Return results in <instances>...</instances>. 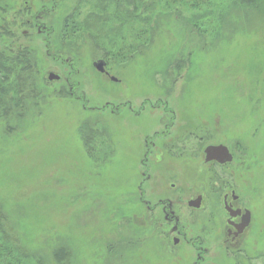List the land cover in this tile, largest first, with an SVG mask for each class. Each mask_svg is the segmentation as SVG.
<instances>
[{"label": "rangeland", "instance_id": "374dc122", "mask_svg": "<svg viewBox=\"0 0 264 264\" xmlns=\"http://www.w3.org/2000/svg\"><path fill=\"white\" fill-rule=\"evenodd\" d=\"M127 1L135 4L106 11L98 0H0V52L33 56L29 89L0 104V228L20 240L28 263L192 264L194 250L173 242L162 205L149 210L140 199L146 171L145 198H171L179 230L204 231L216 264H235L218 247L223 199L191 211L177 200L189 194L171 188L210 186L203 148L221 142L236 155V185L254 210L242 264H262L264 11L230 8L202 28L188 23L202 5ZM100 59L108 73L94 65ZM173 112L183 134L204 133L192 144L200 156L152 155L147 170L146 138Z\"/></svg>", "mask_w": 264, "mask_h": 264}, {"label": "flooded vegetation", "instance_id": "af4514ba", "mask_svg": "<svg viewBox=\"0 0 264 264\" xmlns=\"http://www.w3.org/2000/svg\"><path fill=\"white\" fill-rule=\"evenodd\" d=\"M106 73H108L107 70ZM175 119L176 117L173 112V114L171 113L169 115L168 122H164L163 130L157 131L152 136H148L146 138L147 148L142 161L143 165L146 164L145 167L147 170H149L148 161L152 158V155L156 158L157 162L164 159V153H168L170 155V159H179L182 161L191 160L200 156V148L192 144H195L196 141H204V133H195L190 130L191 132L183 134L181 131L176 129ZM189 136H193L196 139H193V142H191ZM163 138L166 140L162 143L161 141ZM160 143H162V145H159ZM210 145H224L228 148V152H217V157L214 155L215 158L213 157L212 159H208L206 149ZM159 146L162 148L160 150L162 154H157V156H155L154 151L158 149ZM203 154L208 167V175H211L208 177L210 186H200L194 188L191 186H178L176 182H171V188L176 193L189 194L187 199L182 198V196H178L177 200L178 202L185 203L187 208L191 211L195 210L196 212H203L207 210L209 205L208 200L213 195L223 199L226 214L224 222L226 232L218 241V247H224L228 255L234 259L235 264H242L245 257L249 258V255L244 250L246 249L244 242L247 241L249 231L252 230L251 228L254 223V210H252L248 203L245 202L240 188L236 185V171L234 168V165H237L236 155L228 145L221 142H207L203 148ZM210 156L213 155L210 154ZM142 174L144 181H141L139 187L140 199L142 202L146 203L149 210L155 211L157 210L159 203L162 205L161 210L165 214V217L168 221L171 220V222H173L171 225L173 232H178L177 236H173V242L175 244H179V242L182 241L194 250L195 258L192 261V264H216V262L209 256L211 253L210 246L207 244L209 239L204 231V234H191L190 226L187 225L183 227L182 232L179 230L181 227V225H179L180 217L177 216L176 211L173 208L174 204L170 200L171 198L159 199L158 203L154 204L145 198L146 194L141 185H143L146 181L145 179L149 178L150 174L145 176L146 171ZM214 213L215 212H211L210 209L207 215H211L212 217ZM223 220L224 219H222V221ZM262 264H264V262Z\"/></svg>", "mask_w": 264, "mask_h": 264}, {"label": "trees", "instance_id": "16d2710c", "mask_svg": "<svg viewBox=\"0 0 264 264\" xmlns=\"http://www.w3.org/2000/svg\"><path fill=\"white\" fill-rule=\"evenodd\" d=\"M98 1H104V10L106 11L110 9L111 11L116 9L124 11L126 7H130L135 4L133 3L131 5L130 1L123 2V0ZM132 2H135V0ZM185 3H190V5L193 6L202 5L203 8H205V10L200 12V15L196 14L198 16H196L197 18L195 17L192 20L189 19L188 21L190 26H197V24H200L202 28H204V26L205 28H209L210 25L212 26L216 25V23L218 24L224 17H226L225 13L230 8L244 9V12L245 10L253 9L264 11V0H183L184 5ZM135 7L138 8V3ZM149 7L150 6H144L142 8L149 12L151 10ZM96 8L100 10L102 9L98 6ZM151 11H153V9ZM111 14L116 15L114 13ZM108 16L111 17L112 22L116 21V17L111 15ZM148 16L149 15H146L145 17ZM146 19L147 18H144V20ZM111 21L109 20L108 22ZM150 21L151 18L147 19L145 24H148ZM198 21L202 22L197 23ZM32 58L33 56L31 55V51L27 48L16 51V53H12V55L5 53L4 51L0 52V104L4 103L7 99H12V97L17 96L20 98V96L26 92V89H29L30 84L26 73L32 68ZM14 90L16 94L15 96H12L11 93ZM0 211H2V208H0ZM10 235L11 234L7 231V229H4L3 226L0 228V264H46L41 259H38L33 263H28L25 259L28 254L23 250L22 243L18 238H14L15 244H19L18 247H16L13 240H11L12 238ZM12 252H16V254H12ZM56 258L59 260V256Z\"/></svg>", "mask_w": 264, "mask_h": 264}, {"label": "water", "instance_id": "95a60500", "mask_svg": "<svg viewBox=\"0 0 264 264\" xmlns=\"http://www.w3.org/2000/svg\"><path fill=\"white\" fill-rule=\"evenodd\" d=\"M94 63H95L94 65L96 66V68H98L101 72H105L106 71V68H105L106 62L103 59H100V60H98V61H96ZM59 78H60V76H58L55 73H51L49 75V79L50 80L59 79ZM112 79L116 80L117 78L116 77H112ZM206 152L208 153V159H212L213 157L215 158L217 152L227 153L228 152V148L226 146H224V145H219V146L210 145L209 147H207ZM210 154H212L213 156H210Z\"/></svg>", "mask_w": 264, "mask_h": 264}]
</instances>
